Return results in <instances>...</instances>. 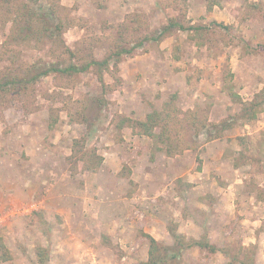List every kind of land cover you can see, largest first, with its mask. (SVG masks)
I'll use <instances>...</instances> for the list:
<instances>
[{"label": "rangeland", "instance_id": "374dc122", "mask_svg": "<svg viewBox=\"0 0 264 264\" xmlns=\"http://www.w3.org/2000/svg\"><path fill=\"white\" fill-rule=\"evenodd\" d=\"M24 1L53 12L54 32L63 19L62 36L6 48L11 22L0 7V79L48 63L109 58L110 68L105 86L91 66L0 88V239L11 255L0 250V264H142L145 228L163 216L166 231L178 230L177 215L194 218L203 237L217 227L219 248L186 249L177 264H240L235 255L264 264V201L253 212L234 190L242 179L264 186V169L233 166L238 136L264 130V110L241 117L264 97V0ZM171 19L203 29L174 27L153 40ZM151 113L156 135L190 151L170 155L149 137L138 122Z\"/></svg>", "mask_w": 264, "mask_h": 264}, {"label": "trees", "instance_id": "16d2710c", "mask_svg": "<svg viewBox=\"0 0 264 264\" xmlns=\"http://www.w3.org/2000/svg\"><path fill=\"white\" fill-rule=\"evenodd\" d=\"M0 7H4V16L11 22V30L4 42V47L10 48L16 45H28L34 44V42H54L57 41L56 34L59 38L62 28L63 19H60L56 23V30L54 32V22L52 17V11L48 8H33L29 2L24 0H0ZM217 25L228 29L227 25L216 23ZM63 26H67L66 24ZM178 27L181 30H196L200 31L203 29L202 26H185L183 23L177 22L175 19H171L170 22L162 29L161 33L151 37L153 40L161 41L166 37L171 29ZM145 40H149L150 37H145ZM59 48H63V52L69 55H75L69 46L66 45L64 38L59 40ZM142 43V42H141ZM7 50V49H6ZM131 53L130 50L122 49L117 52L121 55L122 53ZM91 66H97L98 73L100 75L99 79L102 86H105L104 77L102 74L103 70H108L110 68L109 58L103 60H92L87 63L78 64L76 62H71L69 65L60 66V63H48L41 65L39 67H31L26 69L23 76L14 75L12 72H4V77L0 79V88L3 90L11 89L14 86L26 87L30 83H37L43 76H47L50 73L60 72V73H79L87 72ZM242 116L245 123L255 121L258 115L264 110V97L261 95L256 96L251 102L243 105ZM157 114H149L147 121H139L138 124L145 130V133L151 138H158V142L161 144V148L165 149L168 154L181 153L186 149L182 147V142L174 144L170 135L164 134L162 132L160 135H156L154 132V125L157 123ZM213 139V137H212ZM240 145L244 148L239 150V155L234 159V165L240 167L247 164H261L262 169H264V130L258 139H252L249 136L238 137ZM255 153L252 154V151ZM95 168V167H94ZM243 192L248 195H254L256 201H264V186L256 184H245L243 187ZM168 232L171 234L174 242L173 244H166L162 241L157 240L151 234L147 233V238L149 240V252L148 259L142 264H177V260L181 257L184 250L190 249L192 247H199L200 250H208L209 253H216L219 251L216 245L212 244L208 237L194 238L188 237L185 234L177 232V229L170 227ZM0 250L2 251L1 257L4 260H9L11 258L10 253H8L4 242L0 239ZM225 251V250H223ZM42 257L44 253H40ZM227 254V253H226ZM228 255V254H227ZM45 258V256H44ZM42 259V261L44 260ZM234 259L240 264H256L255 259L250 255H245L244 259H239L236 255Z\"/></svg>", "mask_w": 264, "mask_h": 264}, {"label": "crops", "instance_id": "0c3cea01", "mask_svg": "<svg viewBox=\"0 0 264 264\" xmlns=\"http://www.w3.org/2000/svg\"><path fill=\"white\" fill-rule=\"evenodd\" d=\"M239 137V136H238ZM217 138H220V137H217ZM239 140V139H238ZM214 141H217V140H214ZM215 143V142H214ZM239 144H240V142H239ZM241 146V145H240ZM212 147H214V148H216V144H213V146ZM242 147V146H241ZM188 151H190V149H185L184 150V153H187ZM216 151H217V149H216ZM218 151H219V148H218ZM219 153H220V156L222 155V152L221 151H219ZM217 155V154H216ZM236 169H237V167L235 166V165H233ZM239 182H241L240 184L238 183H236L237 184V187H236V184H235V188H234V190L235 191H237L238 190V193L240 194L239 195V197H240V199L241 200H244V201H247V203H250L251 205L253 204L254 205V208H256V210H254V208H251V210L253 211V212H255V211H257L258 213L259 212H261V210H260V205H258L259 204V201L257 202L256 201V198H255V196L254 195H247V194H245L244 192H243V187H244V185L246 184V183H248L247 181H244V179H242L241 181H239ZM219 191V190H218ZM222 193H220V192H216V193H214V195L213 196H215V197H221V198H219V202L220 203H222V200L224 199V196L223 195H221ZM220 199H221V201H220ZM253 200V201H252ZM216 202H218V198H216L215 199V204H219V206L220 207H222V206H224V204H220V203H216ZM261 203V202H260ZM226 205V204H225ZM262 209V208H261ZM257 213V214H258ZM216 212L214 213L213 212V214H212V217H216ZM261 214H262V212H261ZM168 218V217H167ZM217 218V217H216ZM255 218V217H254ZM157 220L159 221V222H157V223H153V224H158L159 223V225H158V228L157 227H155V226H147V228H145V231L146 232H149V234H151L154 238H156L157 240H159V241H162V242H164V243H166L167 245L168 244H173V242H174V240H173V238H172V236H171V234L168 232V231H166L167 230V228H166V224L167 223H169V222H166L165 221V219H164V217L162 216V217H160V218H157ZM168 221V220H167ZM175 221L178 223L177 225H178V227H179V229L177 230V232H179V233H182V234H185V235H187L188 237H194V238H201V237H203V233L201 234V235H199V234H195L194 232H192V230L193 229H191L192 227H194L195 226V224L197 225L198 223L194 220V218H184V217H179L178 215H177V218L175 219ZM242 221H244L242 224H247V226H249V224H252V225H254V224H257V221L255 220V221H252V219H251V221L250 220H248V219H246V220H242ZM162 222V223H161ZM218 223H223L222 222V220H218L217 221ZM123 223V222H122ZM164 224V225H163ZM162 225V226H161ZM163 227H164V229H163ZM219 227V226H218ZM157 229H158V231H157ZM162 229V230H161ZM208 239H209V241L212 243V244H214V242H212L211 241V239H212V236H213V234L214 233H217L218 232V228L217 227H215V226H213V225H211V224H209L208 225ZM219 235H220V233H219ZM255 239L257 240L258 239V236L257 235H255ZM196 247V246H195ZM192 249V253L193 254H199V253H201V250H200V248L199 247H196V248H194L193 249V247L191 248ZM187 250H189V249H187ZM149 252V245H148V249H147V253ZM191 254V253H190Z\"/></svg>", "mask_w": 264, "mask_h": 264}]
</instances>
